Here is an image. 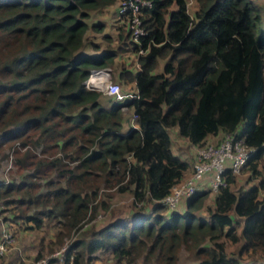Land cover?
<instances>
[{
    "label": "trees",
    "instance_id": "16d2710c",
    "mask_svg": "<svg viewBox=\"0 0 264 264\" xmlns=\"http://www.w3.org/2000/svg\"><path fill=\"white\" fill-rule=\"evenodd\" d=\"M118 1L0 0V145L24 148L14 150L17 179L0 180L11 215L3 221H54L57 240L76 233L64 264H91L97 250L130 261L142 249V264H176L181 246L192 264H241L242 253L246 264H264L258 185L233 190L227 174L209 205L205 190L183 199V211L159 203L189 165L171 151L173 126L190 145L235 132L254 148L245 166L256 172L264 153V0H194L191 13L187 0H149L139 7L138 41L127 15L117 14L115 36H102L115 47L102 50L86 32H101L92 16ZM124 50L136 68L118 71L136 93L124 102L134 115L125 129L121 104L83 83ZM99 190L128 194L129 216L90 223L97 208L111 206ZM226 241L236 252L224 250Z\"/></svg>",
    "mask_w": 264,
    "mask_h": 264
},
{
    "label": "rangeland",
    "instance_id": "374dc122",
    "mask_svg": "<svg viewBox=\"0 0 264 264\" xmlns=\"http://www.w3.org/2000/svg\"><path fill=\"white\" fill-rule=\"evenodd\" d=\"M194 0H187V9L191 13L192 9L194 8ZM105 11V10H104ZM99 12L95 14V19H102L100 17L104 16V13L106 12ZM104 31H107L109 34L114 35L115 29L107 27L104 28ZM87 40H95L99 41L100 37L98 33H94L91 30H89L86 34ZM103 46L104 42L101 41ZM106 47L114 48L115 44L114 42L110 41L109 43H105ZM133 55L129 50L119 51L114 59L112 60V63L109 66H106L109 69V76L110 79L114 82H117L122 88H129L130 87V81L125 78H117V72L123 66V63H130ZM161 62L159 61V64L157 65V70L160 69ZM101 93V92H100ZM102 97H105L103 93H101ZM124 113L122 123H129L131 125L130 115L132 112V107L126 108L122 110ZM219 137H221V134H215L213 136H208L206 140H219ZM184 143L181 144V142L173 141L172 142V148L174 151H179V153L183 156H185V159L188 161L189 165L187 170L184 172V176L191 172V165H192V146L187 142V140H182ZM179 147V148H178ZM18 149L19 151H22L24 148H20L16 141L12 142H6L0 145V180L3 181H9L11 179H17L18 177V170L16 167L12 164V159L14 157V150ZM36 156H39L38 152L36 153ZM8 163L9 166H8ZM26 173L28 172V168L23 170ZM38 183H42V179L38 180ZM250 185H258L259 186V196L264 195V153L260 155V157L257 159L256 164V172H250V170L245 166L240 170V172L236 175V180L232 184V189H240V188H247ZM112 190H99L98 196L103 197V199H107V201L111 204L109 209H102L97 208L93 218L89 220L90 223H93L96 227H99L102 225L103 222L108 221L112 218H115L117 216L119 217H128L129 216V209L127 203L129 202L130 196L128 194H114L111 192ZM204 198V205L211 204L212 199V193L208 192ZM210 191V190H209ZM108 194L109 196L107 197ZM113 195V196H112ZM97 196V197H98ZM7 208H3L2 204L0 203V231L2 229L1 223L4 226V231L6 233L11 234V243L9 247L7 248L6 253L8 255H13L15 257L14 263H22V260L28 262L29 264H33L37 259H42L51 256L56 251H61L63 248L67 249L71 241L75 239L76 233H71L68 236H63L60 240H57L55 237L56 232L58 231V226L54 221H44L39 228H28L26 223L21 222L20 220L11 221L6 220L9 222V226H7V222H4L3 219L6 217L11 218V215L8 211H6ZM185 209V204L183 207L179 209V211H183ZM202 215H206L205 208L203 207V210L200 211ZM4 217V218H3ZM8 218V219H9ZM238 224L236 226V231L238 232L241 226V220L240 218L237 219ZM1 234V233H0ZM238 244H232L228 241L224 244V250L227 253L230 252H236ZM144 250L137 255V257L134 260L126 261L125 259H122L120 261H117L114 256H112L111 253L108 251H100L97 250L94 252L93 257L90 261L91 264H142L144 261L143 255ZM62 252H64L62 250ZM5 253V254H6ZM3 255L2 258H5L7 255ZM12 256V257H13ZM1 258V259H2ZM241 264L249 263L250 260L242 253L240 256ZM57 259V260H54ZM58 257L51 259L49 264H61L62 262L59 260ZM194 258L192 257L191 253L181 246L177 250V258H176V264H192ZM151 263L153 264L154 258H150Z\"/></svg>",
    "mask_w": 264,
    "mask_h": 264
},
{
    "label": "built area",
    "instance_id": "2783aa9c",
    "mask_svg": "<svg viewBox=\"0 0 264 264\" xmlns=\"http://www.w3.org/2000/svg\"><path fill=\"white\" fill-rule=\"evenodd\" d=\"M148 4L149 0L118 1L117 14L127 15L130 39L134 42L138 41V37L145 33L139 16V7ZM141 51V49L138 50V52ZM83 83L86 88L100 91L113 102L121 104V110L127 108L124 104L127 99L136 96L134 90H123L117 82L112 81L107 67L90 69ZM113 88L118 89V91L112 92ZM133 118L134 115L131 113L130 120L133 121ZM191 148V172L175 181L168 192L159 200V203L167 209H174L180 201L202 190L203 187L216 192L218 187L225 184L227 174L235 175L240 172L254 150L252 147H247L242 138L238 137L235 132L223 133L219 140H205L192 145ZM1 227L0 257L7 251L12 241L11 234L4 231L2 223ZM62 250L56 251L49 257L37 259L33 264H48L52 258L56 257L62 262L61 264H64ZM0 264L6 263L0 262ZM21 264L29 263L22 260Z\"/></svg>",
    "mask_w": 264,
    "mask_h": 264
},
{
    "label": "crops",
    "instance_id": "0c3cea01",
    "mask_svg": "<svg viewBox=\"0 0 264 264\" xmlns=\"http://www.w3.org/2000/svg\"><path fill=\"white\" fill-rule=\"evenodd\" d=\"M104 12H106V13H104V16L103 17H100V18H102V19H95L94 18V16L95 15H93L92 16V19H93V21H96L97 23H101L102 25H103V27H102V31L101 32H94V33H98L99 34V37H100V40L99 41H95V40H92V41H94L95 43H99V45H100V49L102 48V50L103 49H105V47H106V45H105V43L106 42H104V40H103V42H104V46H103V44H102V36L103 35H108V36H115V34L114 35H111V34H109L107 31H104V28L106 29L107 27H109V28H114V23H115V17L117 16V5H113V6H110V7H107L106 9H105V11ZM95 22V23H96ZM86 34H87V32H86ZM113 42V41H112ZM87 49V51L88 52H90L91 51V48H89V50H88V48H86ZM114 59V58H113ZM123 66H125L126 67V69H128V70H130V71H135V66H134V62H133V60L131 59V61H130V63H123ZM106 67V66H105ZM117 78H119V76H118V72H117ZM129 81V80H128ZM121 87V86H120ZM121 89H123V90H131V91H133L134 90V84H133V82L132 81H130V87L129 88H122L121 87ZM130 120V119H129ZM131 121V120H130ZM133 123V121H131V127H134V125L132 124ZM129 126V123H124V125H123V127H124V129L125 128H127ZM168 133H169V137H170V140H171V151L174 153V154H176V155H178L181 159H185V156H183V155H181L180 153H179V151H174L173 150V148H172V142L173 141H175V142H181V144H183L184 142L182 141V140H184L185 138L184 137H181L178 133H177V128L175 127V126H173V127H171L169 130H168ZM207 138V137H206ZM186 140V139H185ZM185 144V143H184ZM189 144V143H188ZM192 146V145H191ZM189 147H190V144H189ZM179 148V147H178ZM186 160V159H185ZM187 170V169H186ZM236 175L237 174H235V175H233V177H234V182H235V180H236ZM244 188V187H243ZM202 190H207V188H205V187H203V189ZM208 192L209 193H212L211 191H209L208 190ZM214 193L215 192H213V195H214ZM213 195H212V197H213ZM185 202H186V200H182V201H180V203L177 205V207H176V210H178L179 211V209L181 208V207H183V205L185 204ZM107 223V222H106ZM6 253V252H5ZM4 253V254H5ZM7 254V253H6ZM5 254V255H6ZM13 255H6L5 256V260L7 261V262H9V263H14V261L16 260L15 259V257L13 256ZM15 259V260H14ZM54 260H57V259H54ZM58 261H59V259H58Z\"/></svg>",
    "mask_w": 264,
    "mask_h": 264
},
{
    "label": "clouds",
    "instance_id": "9594fccd",
    "mask_svg": "<svg viewBox=\"0 0 264 264\" xmlns=\"http://www.w3.org/2000/svg\"><path fill=\"white\" fill-rule=\"evenodd\" d=\"M101 68V67H100ZM118 91V89H116V88H113L112 89V92H117Z\"/></svg>",
    "mask_w": 264,
    "mask_h": 264
}]
</instances>
